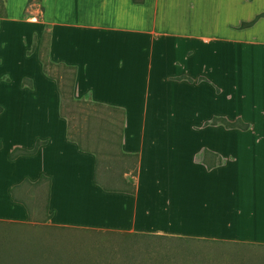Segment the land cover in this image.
Masks as SVG:
<instances>
[{"label": "crops", "instance_id": "obj_1", "mask_svg": "<svg viewBox=\"0 0 264 264\" xmlns=\"http://www.w3.org/2000/svg\"><path fill=\"white\" fill-rule=\"evenodd\" d=\"M0 2V220H27L10 188L44 175L53 225L264 246V0ZM66 101L114 116L91 136Z\"/></svg>", "mask_w": 264, "mask_h": 264}, {"label": "rangeland", "instance_id": "obj_2", "mask_svg": "<svg viewBox=\"0 0 264 264\" xmlns=\"http://www.w3.org/2000/svg\"><path fill=\"white\" fill-rule=\"evenodd\" d=\"M45 42L46 34H43L41 49L45 48ZM49 70L64 73L56 67ZM63 111L73 121L78 118L82 129L91 136L106 130L105 125L101 126V118L114 116L88 101L73 104L66 101ZM91 112L97 113L96 119L87 121L85 116ZM73 131L75 136L77 132ZM107 154H100L101 162ZM113 159L119 161L115 156ZM17 194L28 204L32 220H0V264H264V246L53 225L44 219L43 185L26 186Z\"/></svg>", "mask_w": 264, "mask_h": 264}, {"label": "trees", "instance_id": "obj_3", "mask_svg": "<svg viewBox=\"0 0 264 264\" xmlns=\"http://www.w3.org/2000/svg\"><path fill=\"white\" fill-rule=\"evenodd\" d=\"M30 0H27V2H29ZM0 15L3 14V5L2 2H0ZM42 38V37H41ZM40 43H39V47L37 49V55H38V59L39 62L41 64V70L47 74V76L51 77L54 81H55V85L57 88V91L59 92V94L63 97V98H68V99H72V92H73V81H74V76H75V69L72 66H68L65 65L63 63H55L52 62L48 59L47 56V49L46 46L45 48L41 49L40 47ZM50 67H56V68H60L62 70H64L61 74H55L53 72H51L49 70ZM67 72V76L65 75V73ZM89 102V101H88ZM91 105L98 107V108H102L103 106L99 103L96 102H89ZM105 109H112L111 107H105ZM214 121V120H213ZM223 125L225 127H237L239 129H245L247 127V124L241 122L240 120L235 121V122H228L223 120ZM69 136H72V134L69 131ZM38 141H35L33 147L31 149H24V148H19V147H15L13 148L10 153L9 156L11 158L16 157L18 155H27V154H31L36 150ZM77 145L81 148L80 144L77 142ZM82 149V148H81ZM43 185L44 186V190H45V198H44V203H43V209L45 211V215H44V219H48L49 218V214L47 213V201H48V188H49V178L44 176V175H40L36 180L34 181H28V180H22L21 182L15 184L14 186H12L10 188V197L13 201H17V202H21L26 210H27V218L28 220H32L31 219V211L30 208L28 206V204L26 203V201L23 200V198L20 197V195L17 194V192L21 189L24 188L26 186L31 187V188H36ZM104 189H109L107 187H104ZM84 230V228H79ZM88 230V229H86ZM91 230V229H89ZM108 232H115V231H108ZM119 233V232H117ZM126 233V232H123ZM133 234H137V235H157V236H169V237H177V238H184L187 239L189 237H183V236H171V235H159V234H145V233H133ZM201 240H205V241H209L208 239H201ZM214 241V240H213Z\"/></svg>", "mask_w": 264, "mask_h": 264}]
</instances>
